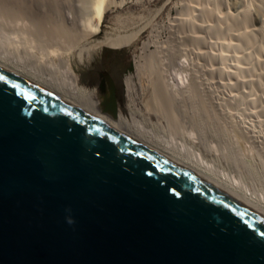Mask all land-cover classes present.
<instances>
[{"label":"water","instance_id":"1","mask_svg":"<svg viewBox=\"0 0 264 264\" xmlns=\"http://www.w3.org/2000/svg\"><path fill=\"white\" fill-rule=\"evenodd\" d=\"M0 264H264V203L0 53Z\"/></svg>","mask_w":264,"mask_h":264},{"label":"bare ground","instance_id":"2","mask_svg":"<svg viewBox=\"0 0 264 264\" xmlns=\"http://www.w3.org/2000/svg\"><path fill=\"white\" fill-rule=\"evenodd\" d=\"M5 1L0 0V3L7 6V12L12 16L23 17L22 14L28 12L23 4ZM119 4L115 0H88L85 16L76 19L69 13L59 24L52 25L48 36L61 41L51 42L47 52L40 51L42 54L38 55L31 50L33 43L26 41L29 36L25 29L19 32L25 40L15 37L10 29L13 33L8 32L5 36L23 40L20 41L23 43L21 51L17 49L20 47L13 50L14 46H9L13 49L8 50V46H0V53L42 79L136 127L264 203V192L242 183L236 175L217 171L207 157L212 153L205 149L204 156L190 143L196 140L192 130L194 127L199 131L205 147L208 128L212 126L217 129L214 131L221 141L230 145L222 123L228 124L227 127L234 131L236 140L247 139L244 131L254 139H257L255 134L260 135L259 124H264V0H240L234 12L226 0H175L171 8L174 21L166 30L155 34L153 44H143L142 54L135 62V74L127 78L128 116L124 115L118 104L113 109L108 96L82 86L77 74L78 69L101 71L102 66L96 56L102 49H122L136 40L140 31L121 34L106 27L107 30L103 32L106 14ZM23 18H20L21 24L28 31L30 25ZM49 22L51 24L52 20ZM32 25L35 36L40 38V35L47 34L40 19H34ZM101 32L104 33L101 39L89 41ZM30 34L33 35L32 32ZM3 44L6 45L5 40ZM90 47L94 53L92 58L85 56ZM198 94L203 96L198 97ZM207 98L215 103L218 111L211 107L209 113ZM183 125L189 129L186 137L189 141L183 137L177 139L172 133L163 137L155 132L159 127L177 130ZM258 140L264 141V135ZM230 150L234 153L233 149ZM234 156L238 159L239 155Z\"/></svg>","mask_w":264,"mask_h":264},{"label":"rangeland","instance_id":"3","mask_svg":"<svg viewBox=\"0 0 264 264\" xmlns=\"http://www.w3.org/2000/svg\"><path fill=\"white\" fill-rule=\"evenodd\" d=\"M61 1L65 2L60 5ZM174 1L175 0H115L116 3L120 4L116 5L117 7H113L112 10H109L106 14V18L102 27L103 32H105L107 28L115 29L116 33L119 32L121 34L137 33L140 31L136 40L130 46L122 49H111L106 47L102 49L96 56V60L99 61L103 70L107 73V75L111 77L116 90V98L118 102L117 104L119 105L125 116H128V112L126 109L128 103L126 85L127 78L135 74V62L142 54L143 44H153V41L155 40V34L158 31L166 30L169 24L174 21V14L171 11ZM226 1L229 5L230 10L234 12L235 9L238 8V3L240 0ZM6 3L8 4V2ZM13 3L18 5H25L28 12L22 14L24 18L14 15L12 16L7 12V6L0 3L2 5V7H0V46H8V50L11 49L9 46H14V49L12 48L13 50H15V48L17 47L22 46L23 43L21 42H24L23 40L25 39L21 37V33L19 34V32L25 29L28 33L29 39H33H31V41L27 39L26 41H28V43H33L32 47L33 49H35V51L37 49L38 53L37 51L34 52L33 49L31 50L34 54L36 53L37 55L41 53L40 51H42V53H46V50H48L47 48L51 45V42L61 41L58 38L54 39L48 36L50 35V32L52 30V25L55 26L59 24V21H63L65 16L69 13L72 14V16H74L76 19H79L85 16L88 8V0H13ZM31 12L34 13L35 16L31 14ZM32 17H35V20L36 18L40 19L43 27H45V31L47 32V34L40 35V38L37 35L35 36L33 32L34 27L32 25L34 19ZM20 18H23L28 22V25H30L28 31L30 33L32 32L34 36L27 31L28 28H23V24H21ZM51 20L52 22L50 24L49 21ZM47 21L49 23H47ZM10 29L14 31L15 37L18 36V38L20 37L23 40L21 41V39L18 38L13 40L12 37L6 38L5 35H7L8 32L13 33V31H11ZM103 32L95 35L89 41L92 42L101 39L103 37L102 35H104ZM38 38L43 40L40 41ZM4 40L6 42V45L3 44ZM7 42H11L9 43L10 45L7 44ZM31 44L30 46L29 44L27 46L32 48ZM34 44L37 46H35ZM17 49L21 51V47ZM151 49H153V47H151ZM93 54V50L90 47L87 49L85 56L92 58ZM71 56L73 65L76 66L74 55L71 54ZM257 70L259 71V69ZM77 74L79 77V83L86 89H95L101 95L107 96L106 94H108V86L104 92H100L96 87V82H98L100 76L99 72L78 69ZM202 96V94H198V97ZM206 102L209 107V113L211 112V107L218 111V108L217 106H215L214 102H212L208 98ZM232 119L236 120L234 116H232ZM222 125L224 133L228 137L229 141H231L230 145L223 143L220 139V136H218V134L216 133L217 129L210 126V129L208 128L209 134L206 135L205 147H203L202 145V138L199 134V131H197L196 128L192 127L193 132L196 134V140L190 141L191 146H193V148H195L198 152H201L204 156H206V154L204 153L205 149L210 151L212 154L215 153L216 155H209H212L213 157H207L209 159V162L213 165L214 168H216L217 171H224L227 173H231L232 175H236V177L242 183H246L260 192H264V141L258 140L261 135H264V124H259V126L261 125V130H259L261 131V133L260 135L255 134L257 139L252 138L248 132L244 131L247 135V139L241 138L242 140L237 139L238 141L235 139V136L233 134L234 131L227 127L228 124L226 126V124L224 125L222 123ZM210 130L213 133L210 132ZM155 132L161 134L163 137L169 135V133H172L177 139L183 137L185 140L189 141V139L186 138L189 129L185 125L177 130H167L159 127L155 129ZM230 148L233 149L234 153L231 152ZM234 155H239L240 157L238 156V159H235ZM231 159L233 160L231 161Z\"/></svg>","mask_w":264,"mask_h":264},{"label":"flooded vegetation","instance_id":"4","mask_svg":"<svg viewBox=\"0 0 264 264\" xmlns=\"http://www.w3.org/2000/svg\"><path fill=\"white\" fill-rule=\"evenodd\" d=\"M99 74L100 76H99L98 82H96V87L98 88L100 92H104L108 86V80H107L106 75H103L102 73H99ZM107 76L111 79L109 75Z\"/></svg>","mask_w":264,"mask_h":264}]
</instances>
